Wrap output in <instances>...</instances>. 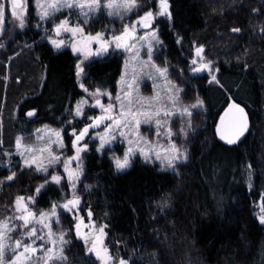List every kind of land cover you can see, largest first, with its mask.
<instances>
[{"label": "trees", "instance_id": "trees-1", "mask_svg": "<svg viewBox=\"0 0 264 264\" xmlns=\"http://www.w3.org/2000/svg\"><path fill=\"white\" fill-rule=\"evenodd\" d=\"M169 4L172 18L159 20L154 57L184 88V97L203 101L194 126L186 128L188 159L177 173L141 161L117 172L108 155L91 149L83 157V181L90 186L85 199L105 225L113 255L129 264H264V224L256 214L260 203L264 208V0ZM32 10L24 30L6 29L10 41L26 38L29 47L23 43L20 54L0 57V220L12 214L17 196L41 181L26 168L7 180L4 150L37 124L61 126L83 94L76 56L39 39ZM200 45L212 61L211 74L190 72ZM122 61L115 54L89 62L85 80L114 90ZM40 74L41 86L35 81ZM212 75L220 84L211 82ZM232 98L248 110L251 124L240 142L225 145L215 124ZM30 108L37 109L34 119L24 117ZM60 194L48 184L37 205L46 207ZM64 256L69 264H97L78 241L65 245Z\"/></svg>", "mask_w": 264, "mask_h": 264}, {"label": "rangeland", "instance_id": "rangeland-1", "mask_svg": "<svg viewBox=\"0 0 264 264\" xmlns=\"http://www.w3.org/2000/svg\"><path fill=\"white\" fill-rule=\"evenodd\" d=\"M24 2L26 5V10L18 9V11L22 12L26 17L25 25L23 28L20 27L19 18L12 17L10 11L6 15L5 20L0 21V57H3V54L8 55L11 52H14L13 56H16L23 51L22 49L20 50V48H22L23 43L25 45L28 43L27 39L26 38L23 39L24 42L21 43H16V42L13 43L12 41L9 40V36L6 35L7 32L6 29L9 26V24H12L16 27L17 30L19 31L24 30L29 20V12L32 6L33 7L32 26L38 32L39 39L40 40L42 39V42H47L53 49L57 51L63 49H69L76 56L77 58L76 60L81 61L84 67L87 65L88 62L102 58L104 55L103 54L93 55L85 59L86 53L73 52L72 50L73 42L79 43L81 39H86L89 34L94 36L97 32L103 33L104 34L103 38L110 40L112 35L118 34L120 31L123 30L124 25H129L131 27L132 22L136 21L138 16H142L143 13L148 11L149 9H152L154 13L159 12V5L156 3V0H138V3L145 6L132 9L131 11H125L122 7H116V6L110 9L105 6V0H101V6L99 8H96L95 10H91L87 6H85L83 9L79 7L66 6L59 8V10L57 11L51 12L47 18H42L41 9L37 7V0H24ZM120 3L121 0H115V5H119ZM65 17L69 18V25H66L65 27L75 26L76 24H79L83 29V37L79 35L73 36L71 31H61L59 34H57V32L54 31V26L58 24L60 20L64 19ZM100 17H104V19L108 20L111 23L107 24L106 26L99 25L97 21ZM160 18L170 19L168 16L155 15L154 20L151 22L148 28H144L142 25L136 27V31H135L136 35L129 42L130 47L132 46L135 47L134 52H129L124 49L119 50V52L122 53L119 55L123 56V61L121 64V70L119 76L116 80L114 90H111L109 87L106 86L85 84V76H86V71H85L84 75H82L80 78L77 77L79 85L81 83L84 85V88H81L84 92V95H82L77 101H75L73 107L70 110H68V113H66L67 116L66 122H64L61 126L50 125L47 123H40L37 124L32 130L26 133L19 134L18 136L21 137L22 144L26 146H32L36 150L34 153L25 152V157H22L20 155V153L17 151L16 148V140L18 136L16 137L13 147L11 149L4 150L5 153L3 157L5 162L3 165L7 167L8 170H10L9 175L10 173H17L16 172L17 169L20 170L22 169L21 164L24 158H30L31 155H36L37 157H39L41 155L40 149L43 148L46 144H48L49 140L57 141L55 132L59 130L62 140L59 142V145L57 143H53L51 145V151L56 155H58L59 159L56 160L55 164L49 167V170L47 172L44 171L37 172L35 165H32L30 167L29 166L23 167L26 169H30V170L32 169L36 171V173L41 176V181L36 185L33 191L25 193L21 196L25 198V202L28 203L29 208L33 212H35L37 218L39 217V213L42 210L50 212L52 209L53 202H56L58 205L57 208L58 215L57 217L49 218V221L51 222L52 230L54 233L57 234V236H55L54 238H56L58 241L59 240L58 234L60 232H64V239L66 241L80 242L84 247L86 256L95 260L97 264H101V260L97 258L95 252H90L89 249L92 247V241L95 239V236L99 235L101 226H104L102 246L107 248L108 254L112 258L107 262V264H119L120 258H116L113 255L110 244L107 241L108 239L106 234V227L104 224H102L101 220H97L94 217L92 204L84 197L85 192L90 188V187L86 188V186L89 185L83 181L84 167L80 179L74 181L76 185V195L80 197V205L77 208H73L72 211H67L62 208L63 203L66 200L71 199L73 197V190L72 188L69 187L67 173L65 171V161L67 160L68 157L74 156L75 154V149L72 145V140L75 137L72 135V130L76 129L78 132L80 129L84 127L85 124L91 123V120L89 119L90 117H94L102 114L101 108L98 105H95L94 103L95 99H100L104 105H108L109 103H112L114 107L110 114L120 113L121 101H118L116 97L118 95H121L122 97V93L124 91H128L127 84L133 82V80L135 79L136 81H138L139 87L134 88L132 90L133 96L136 97L137 99L140 97H143L145 99L139 100V102H134L132 106V110L133 111H145L148 109L155 110L157 106L167 105L169 111H174L172 118L168 119L167 123L161 126V132L159 133V135L157 133V126L154 120L151 122H145L142 120V122L138 127L135 126L133 122V126L127 129L125 136H120V133L118 131L111 133L116 137V139H114L111 143L106 144L104 146L103 151H98L97 146L100 144V139L99 136L93 135V133L103 134L104 129L107 127V125L109 123H112L111 120H107L106 122L103 123L102 126L95 127L89 130V134L85 137V139L82 142L84 144H88L89 146L83 153H81L82 161H77L75 159L68 161V167L71 169H76L78 167V164H82L83 166V159H84L83 157L85 153H87L91 148L97 151L100 155L106 154L111 158L113 155H118L120 157H123L126 149H128L129 147H134L136 149V152L135 155H133L131 158L132 162L130 166L135 161H141L147 164L157 165L159 168L163 169L161 167L160 162L155 160V154H153V159L151 161H146L144 159V156L140 154L139 149L141 147L150 148L153 147L154 145L157 147H161V146L167 147L169 145V138L166 135V130L167 128L170 127L173 133L172 139L175 141L176 145L181 149H186L188 153L187 137L190 133V128L189 129L186 128L194 126V119H193L195 115L194 112L199 107L201 108L203 106L202 103L200 104L199 107L196 108L190 107L191 105L197 104L196 101L197 98L193 101H189L191 99L184 97L185 96L183 94L184 88L180 84H178L173 77L170 76L167 66L161 65L158 61H156L154 57V53L157 47L161 43L155 45L151 60H149L148 58V40H144L143 43H141V40L142 38H144L146 32L149 33V38H151L153 30H155V35L157 39L160 41L156 26V20ZM49 37H51L52 39L63 41L64 43L60 48H56L55 46L52 45ZM27 47H29V44H27ZM90 47L94 50L95 48L98 47V45L90 44ZM110 55H115V54L109 53L107 57ZM13 56H11V58ZM133 57H136V59H133ZM77 61H76V65H77ZM207 62L208 60L201 53L199 56H197V58H195V62H193L190 72L192 74H197V73L201 74L206 72L210 74L213 73L214 69L212 67V64L208 68L202 69L200 71H193V69L198 68L201 63H207ZM165 68L167 69V75L162 76L157 71V69H165ZM35 81L41 86L43 82L42 74H40L39 78H36ZM97 88L101 89L100 94H96ZM176 88H179L180 90L178 95V103L176 104V109H182L184 107H188V113H184L183 115H181L180 111L173 110L171 101L167 100V95L170 93H174V90ZM85 89H87V91H85ZM154 96L162 97L159 104L151 102V98ZM82 101H86V103L83 104L82 114L80 116H77L75 112L76 106L78 103ZM161 119L164 120L167 118L162 116ZM182 128L184 129L183 132L181 131ZM185 132L187 133V135H185ZM130 140L136 141V143L130 144L129 143ZM144 141H147L149 143L145 144ZM42 155L47 157L48 152L45 151L42 153ZM186 161L178 162L176 167V173L179 165ZM54 173L61 175L62 184H57L50 180V177ZM44 181H49L48 184H53L58 186L61 191L60 196L52 200L50 202V205L46 207L37 205V197L39 194H37L36 190L37 187L41 185V183ZM48 184H46L45 186H47ZM43 189H41V191ZM29 196H34L36 199L34 201H27V197ZM261 205L262 204L260 203L259 204L260 208L257 210L256 213L258 218L260 215L264 214V208H262ZM89 213H91V215H89ZM22 214L23 213L17 214L14 208L12 214L5 216L0 221H4L5 218H11V223H16L17 226L19 227V224H22L23 221H18L15 219V217L17 215H22ZM77 217L82 219L81 231L87 235L88 237L87 243H85L84 237L82 236L78 237L76 235L75 226L78 222ZM57 219L59 221L58 223L56 222ZM69 223H72V227H70ZM35 226L38 229L41 227L39 223H37ZM21 231H23V229L20 230L14 229L13 232L9 234L11 236L12 241H15L16 239L20 238ZM46 233H47V229H44V234ZM37 235H41V233L37 232ZM24 242L31 243V240L25 237ZM45 243H46L45 240L36 241L37 245L45 244ZM65 245L63 246V255H64ZM48 247H53L50 242L46 243V248ZM45 251L46 249L38 248L37 252L33 254V258L31 259L30 264H44ZM7 258L11 259V254H9Z\"/></svg>", "mask_w": 264, "mask_h": 264}, {"label": "snow or ice", "instance_id": "snow-or-ice-1", "mask_svg": "<svg viewBox=\"0 0 264 264\" xmlns=\"http://www.w3.org/2000/svg\"><path fill=\"white\" fill-rule=\"evenodd\" d=\"M156 3L159 5L158 13H154L152 9H149L148 11L144 12L142 16H138L137 20L132 22L131 27L129 25H124L123 30L118 34L112 35L110 40L104 39V34L100 32H97L94 36L89 34L86 39H81L79 43H72L73 52L86 53L85 59L93 55H102L106 53L122 54L121 52H119V50L121 49L129 52H134L135 47H130L129 42L135 35L136 27L142 25L144 28H148L151 22L154 20L155 15H163L168 16L170 19L172 18L169 0H156ZM66 6L79 7L81 9L87 6L89 9L95 10L96 8H99L101 6V0H37V7L41 9L42 18H47L51 12L57 11L59 10V8ZM105 6L110 9L114 6L122 7L125 11H131L132 9L139 8L145 5H141L140 3H138V0H121V3L119 5H115V0H105ZM18 9L26 10L24 0H0V21H4L6 15L10 11L12 17L19 18L20 27L23 28L25 25L26 17L22 12L18 11ZM253 11L256 10L254 9ZM66 25H69L68 17L61 19L60 22L54 26L57 34H59L61 31H71L73 36L79 35L83 37V29L79 24H76L75 26L65 27ZM170 27H175V24L173 23L172 25H170ZM233 31L238 32L240 31V29H233ZM49 39L51 40L52 45L56 48H60L64 43L63 41L52 39L51 37H49ZM144 40H148V58L149 60H151L155 45L161 43V41L157 39L155 30H153L151 38H149V33L146 32L144 38H142L141 40V43H143ZM92 41H95L98 44V47L94 50L90 47ZM203 49V45H200L195 49L197 56H199L203 52ZM133 59H136V57H133ZM193 62H195V58L193 59ZM211 64L212 61L201 63L199 67L193 69V71H200L202 69L208 68ZM245 67H247V65H245ZM157 71L162 76L167 75L166 68L157 69ZM84 73L85 67L83 66L81 61H77V77L80 78L82 75H84ZM211 82L220 84V81L217 79L216 75L211 76ZM80 87L84 88V85L81 83ZM138 87L139 83L134 79L133 82L127 84L128 91H124L122 93V97L121 95H118L116 97L118 101H121V111L118 114H110L114 107L112 103L104 105L100 99H95L94 103L101 108L102 114L90 117L89 119L91 120V123L85 124L84 127L78 132L76 129L72 130V135L75 137L72 140L75 154L74 156L68 157L65 161V171L67 173L69 187L73 190V197L63 203V209L72 211L73 208H77L80 205V197L76 195V185L74 181L80 179L81 173L83 172V166L82 164H78V167L76 169H71L68 167V161H71L73 159L82 161L81 153H83L89 147L88 144H84L82 142L89 134L90 129L102 126L103 123L107 120L112 121V123H109L104 129L103 134L93 133V135L99 136L100 139V144L97 146V150L103 151L106 144H109L114 139H116V137L111 133L118 131L120 133V136H125L127 129L133 126V122L135 126L138 127L142 120L145 122H151L154 120L157 126V133L159 135V133L161 132V126L167 123L168 119L172 118L174 111H169L167 105L157 106L155 110L148 109L145 111H133V103L145 99L143 97L137 99L133 96L132 90ZM85 91H87V89H85ZM179 91V88H176L174 90V93H170L167 95V100L171 101L173 110H178L180 111L181 115H183L184 113H188V107L176 109ZM100 93L101 89L97 88L96 94ZM161 99L162 97L160 96H154L151 98V102L159 104ZM84 103H86V101H82L77 104L75 110L77 116H80L82 114ZM202 103L203 101L198 100L197 104L191 105L190 107L196 108L199 107ZM36 114L37 109L35 108L30 109L26 113V115L29 117H32ZM162 116L167 119L162 120ZM248 127L249 122L245 109L233 100L220 114L219 121L216 122V134L221 140L226 141L229 145H231L240 140V138L248 130ZM181 131L183 132L184 129L182 128ZM55 135L57 137V141L49 140L48 144L40 149L41 155L39 157H37L36 155H31L30 158H24L21 167L23 168L25 166L30 167L32 165H35L37 172H47L49 170V167L55 164L56 160L59 159V156L51 151V145L53 143H57L59 145V142L62 140L59 130L55 132ZM166 135L169 138V145L167 147H157L154 145L150 148L141 147L139 151L140 154L144 156V159L146 161H151L153 159V154H155V160L160 162L163 169L176 172L178 162L186 161L188 159V153L186 149H181L176 145L175 141L172 139L173 133L170 127L167 128ZM185 135H187L186 132ZM129 143L135 144L136 141L130 140ZM144 143L147 144L149 142L144 141ZM16 148L22 157H25V152L34 153L36 151L32 146L23 145L21 137L19 136L16 140ZM45 151L48 152L47 157L42 155V153ZM135 152L136 149L134 147H129L125 150L123 157H120L118 155H113L111 157V161L114 164L117 172L125 170L130 166L132 162L131 158L133 155H135ZM15 176L16 173H10L7 179L12 180ZM50 180L57 184H62V177L60 174L54 173L50 177ZM48 183L49 181L42 182L41 185L37 187V194H39L41 189H43ZM87 187L90 186H86V188ZM35 199L36 198L34 196L27 197V201H34ZM163 203H168L167 197L163 198ZM14 204L15 212L17 214L23 213L22 215H17L15 219L18 221H23V223L19 224L18 227L16 223H11V218H5L4 221H0V264H30L31 259L33 258V254L37 252L38 248L46 249L44 264H69V262L67 261V257L63 255V246L69 242L64 239V232H60L58 234V241L56 238H54L55 236H57V234L53 232L51 222L49 221L50 217H57L58 215L57 203L53 202L50 212L43 210L40 211L38 218L35 212H33L29 208L28 203L25 202L24 197L17 196ZM89 215H91V213H89ZM259 219L261 223L264 224V214L260 215ZM77 221L78 222L75 226L76 235L78 237H84L85 243H87L88 237L84 232L81 231L82 219L77 217ZM56 222H59L58 219ZM37 223L41 225L39 229L35 226ZM14 229H23V231H21L20 238L12 241L9 234L12 233ZM44 229H47L46 234H44ZM103 229L104 226H101L100 233L99 235L95 236V239L92 241V247L89 249V251L95 252L97 258L101 260V264H107V262L112 258L109 256L107 248L102 246V237L104 235ZM37 232H40L41 235H37ZM25 237L31 240V243H25ZM37 240H45L46 243L50 242L53 247L46 248V243L37 245ZM9 254H11V259L7 258ZM119 264H129V262L121 258Z\"/></svg>", "mask_w": 264, "mask_h": 264}, {"label": "water", "instance_id": "water-1", "mask_svg": "<svg viewBox=\"0 0 264 264\" xmlns=\"http://www.w3.org/2000/svg\"><path fill=\"white\" fill-rule=\"evenodd\" d=\"M233 100H234L237 104H239L241 107H243V108L245 109V112L247 113V116H248V122H249V127H250V124H251L250 114H249L248 110H247L242 104H240L239 102H237L235 99L232 98V99H230V100L228 101V103H227V105L225 106V108H226V107L228 106V104L231 103ZM225 108H224V109H225ZM30 109H32V108H30ZM30 109L26 110V112H25V114H24V117H25L26 119H34L35 116H36V115H34V116H32V117H29V116L26 115V113H27ZM224 109H223V111H224ZM223 111H222V112H223ZM222 112H221V113H222ZM218 121H219V117H218V119H217L216 122H218ZM249 127H248V129H249ZM247 131H248V130H247ZM247 131H246L245 134L240 138V140H239L238 142H240V141L244 138V136L246 135ZM215 135H216V138H217L218 141H220L221 143H223V144H225V145H229L226 141L221 140V139L219 138V136L216 134V124H215ZM238 142H236V143H238ZM236 143H234V144H236ZM231 145H233V144H231Z\"/></svg>", "mask_w": 264, "mask_h": 264}, {"label": "flooded vegetation", "instance_id": "flooded-vegetation-1", "mask_svg": "<svg viewBox=\"0 0 264 264\" xmlns=\"http://www.w3.org/2000/svg\"><path fill=\"white\" fill-rule=\"evenodd\" d=\"M161 19V18H160ZM160 19H157L156 20V26H157V30H158V23H159V20ZM165 19V18H164ZM97 23L99 24V25H101V26H106L107 24H109V23H111V22H109L108 20H106V19H104V17H100L99 19H98V21H97ZM54 31L56 32V30H55V28H54ZM135 35H136V33H135ZM134 35V36H135ZM91 44H93V45H98L95 41H92L91 42ZM109 53H106V54H104V56L103 57H107V55H108ZM75 56V55H74ZM102 57V58H103ZM77 61V60H76ZM91 62V61H90ZM89 63V62H88ZM87 63V64H88ZM87 66V65H86ZM86 66H85V69H86ZM85 84H88V85H90L91 83H89L88 81H86L85 80ZM79 85V84H78ZM79 87H80V85H79ZM81 88V87H80ZM82 92H83V90H82ZM82 95H84V92H83V94ZM91 149H93V148H91ZM90 149V150H91ZM89 150V151H90ZM94 150V149H93ZM97 152V151H96ZM98 153V152H97ZM99 154V153H98ZM100 155V154H99ZM103 155V154H102ZM84 196V195H83ZM85 197V196H84Z\"/></svg>", "mask_w": 264, "mask_h": 264}, {"label": "bare ground", "instance_id": "bare-ground-1", "mask_svg": "<svg viewBox=\"0 0 264 264\" xmlns=\"http://www.w3.org/2000/svg\"><path fill=\"white\" fill-rule=\"evenodd\" d=\"M104 55V54H103Z\"/></svg>", "mask_w": 264, "mask_h": 264}]
</instances>
